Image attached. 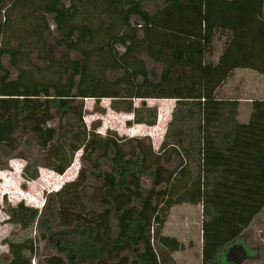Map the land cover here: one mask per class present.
Instances as JSON below:
<instances>
[{
	"label": "trees",
	"instance_id": "trees-1",
	"mask_svg": "<svg viewBox=\"0 0 264 264\" xmlns=\"http://www.w3.org/2000/svg\"><path fill=\"white\" fill-rule=\"evenodd\" d=\"M215 31L226 38L212 62L205 57ZM48 34L58 57L46 50ZM0 37V155L16 148L18 129L27 136L21 143L33 142L53 172L61 175L77 150L86 164L45 203H52L45 215L61 225L46 264H163V247L181 248L160 233L179 202L201 204L200 264H237L241 250L243 258L258 256L243 233L264 207V99L251 100L248 119L239 122L235 100L216 97L215 88L236 67L264 75V0H0ZM147 59L159 66L156 76ZM101 96L113 108L114 100H127V122L147 125L156 108L144 98H174L167 126L194 120V171L179 158L188 147L182 127L171 140L166 130L156 150L141 138L124 146L121 136L86 127L82 99ZM173 156L178 161L166 167ZM20 157L21 175L35 178L36 161ZM7 213L21 226L44 216L21 201ZM8 247L0 264H30L22 252H32L30 243Z\"/></svg>",
	"mask_w": 264,
	"mask_h": 264
},
{
	"label": "rangeland",
	"instance_id": "rangeland-1",
	"mask_svg": "<svg viewBox=\"0 0 264 264\" xmlns=\"http://www.w3.org/2000/svg\"><path fill=\"white\" fill-rule=\"evenodd\" d=\"M149 9L152 8L147 5ZM50 28L53 29L51 20H49ZM54 34L46 35V50L53 53L55 56H59L61 53L58 48L52 43V37ZM1 38V37H0ZM226 38V34L223 32L215 31L210 43L209 50L206 53V59L210 61L216 60L220 53L223 41ZM12 42V41H11ZM121 49V47H119ZM30 59L37 65H41V62L36 57L35 51L30 53ZM2 64L9 70L10 76L14 77L16 70L8 64L7 55L2 56ZM147 66L150 68L151 75L156 76L159 71V66L152 64L147 59ZM247 68V67H246ZM249 68V76L252 74V70ZM246 71V70H245ZM259 75V78L254 81L249 78H245L244 75L235 76V73L229 72V74L219 83L215 88V95L222 99L235 100L234 118L239 121H246L248 119L251 100L264 99V75ZM255 82V83H254ZM123 101L127 100H114L113 108L110 103V98L101 96L98 99L93 97H83L82 105V120L86 127H93L94 130L101 136L106 134H116L121 136L125 145H130L129 138H141L146 144L150 143L153 149H157L160 141L162 140L164 133L167 130V139L171 140V136H174L175 131L182 127L184 130L185 139L188 141L187 154L182 153L179 155L181 160H185V164L191 168V172L195 167L194 158L196 159V143L194 142L195 126L194 120L184 119L180 121V118H176L172 123H167L171 117V110L174 106V98L168 97H146L144 98L145 104L154 106L156 108V118L152 125L145 123H135L133 121L127 122L131 119L132 114L129 111H125ZM133 105H140V98H131ZM178 111V110H177ZM181 112V111H180ZM248 112V115H247ZM51 124L55 125L56 120L53 119ZM193 126V127H192ZM168 127V128H167ZM19 135V142L15 149L5 155H0V262L7 261L10 257L8 242H19L21 240L30 243L32 252H28L26 249H22V252L29 258L30 264H46L43 260L45 256L50 254H56L55 247L57 243V232L59 225L58 216L49 214L45 215L49 211V206L46 207L45 203L47 199H55L54 191L68 181H71L79 168L81 163L80 150L74 152L71 163L65 168L64 172L59 175L43 165V157L38 151L37 146L31 142L21 141L27 138L26 134L22 130L17 129ZM192 142V144H191ZM25 156L33 159L37 163V176L32 179H25L21 175V168L24 160L20 157ZM178 158H173L164 163L166 167H172L176 164ZM86 167V164H83ZM143 186L148 185L149 178L143 177ZM92 185V181H87ZM88 188V184L85 185ZM22 202L24 205L32 206L37 209L38 213H41V219H34L31 224L27 226H21L20 224L10 221L8 218L7 209L10 206L15 205L18 202ZM54 201V202H55ZM53 202V201H52ZM85 204V201H84ZM44 213V214H43ZM204 218L201 212V204L179 202L171 205L164 215V221L160 228L166 232L172 233L169 236L174 237L176 241L181 245L180 249L170 251L167 248H162L163 264H200L198 256V241L200 232V223ZM48 235L51 240L47 241ZM201 236V235H200ZM244 243L246 248L250 250H256L258 256L254 259L243 258L248 253L238 254L235 261L237 264H264V207H262L249 221L246 228V232L243 233ZM184 247H188L185 249ZM61 253V252H60ZM85 264V263H78Z\"/></svg>",
	"mask_w": 264,
	"mask_h": 264
},
{
	"label": "crops",
	"instance_id": "crops-1",
	"mask_svg": "<svg viewBox=\"0 0 264 264\" xmlns=\"http://www.w3.org/2000/svg\"><path fill=\"white\" fill-rule=\"evenodd\" d=\"M246 70V71H245ZM251 70V69H250ZM252 74H250V76H249V68H246V67H236V68H233L232 70H231V73H235V76H237V75H240V76H243L244 75V77L247 79V78H249L250 80H254V81H256L258 78H259V75H257V74H260V73H258V72H256L255 70H252ZM260 75H262V74H260ZM255 83V82H254ZM247 115H248V112H247ZM239 121V120H238ZM239 122H245L244 120H242V121H239ZM182 203H185V202H182ZM174 204H176V203H174ZM162 232L165 234V235H172V236H175L174 234H172V233H169V232H166L165 230H164V227L162 228ZM199 233H201V232H199ZM200 247H201V236H200V234H199V241H198V256H199V259H200ZM185 249H187L186 247H184ZM178 249H180V248H178ZM175 250H177V249H175ZM175 250H172V251H175Z\"/></svg>",
	"mask_w": 264,
	"mask_h": 264
}]
</instances>
